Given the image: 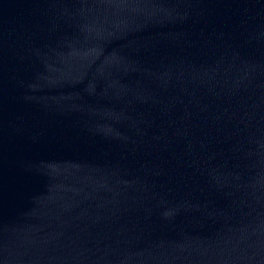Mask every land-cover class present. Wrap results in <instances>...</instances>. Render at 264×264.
Instances as JSON below:
<instances>
[{
	"label": "water",
	"instance_id": "water-1",
	"mask_svg": "<svg viewBox=\"0 0 264 264\" xmlns=\"http://www.w3.org/2000/svg\"><path fill=\"white\" fill-rule=\"evenodd\" d=\"M0 264H264V0H0Z\"/></svg>",
	"mask_w": 264,
	"mask_h": 264
}]
</instances>
